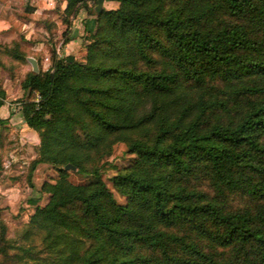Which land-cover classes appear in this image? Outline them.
<instances>
[{"label": "trees", "instance_id": "trees-1", "mask_svg": "<svg viewBox=\"0 0 264 264\" xmlns=\"http://www.w3.org/2000/svg\"><path fill=\"white\" fill-rule=\"evenodd\" d=\"M60 1L69 27L89 3ZM111 1L120 7L96 11L84 62L54 57V72L23 83L22 117L40 138L31 171L59 173L26 231L43 235L42 249L24 254L32 264H264V0ZM118 142L136 157L128 168L104 162ZM69 164L85 185L69 180ZM110 171L126 205L104 181ZM235 195L247 204L230 208ZM3 236L0 264H13Z\"/></svg>", "mask_w": 264, "mask_h": 264}, {"label": "rangeland", "instance_id": "rangeland-1", "mask_svg": "<svg viewBox=\"0 0 264 264\" xmlns=\"http://www.w3.org/2000/svg\"><path fill=\"white\" fill-rule=\"evenodd\" d=\"M42 1L25 0L20 9L13 7L11 10L3 9L0 4V241L4 238V233L10 255H19L17 260H12L13 264L33 263L24 254V248L36 251L42 249L43 235L33 233L29 236L26 231L37 208L45 207L49 203L50 195L43 191L44 184H55L59 179L57 169L50 164H39L34 172L31 171L33 163L39 158L40 138L36 131L24 128L21 123L22 103L28 99L23 83L34 72L29 59H35L39 73L44 74L43 63L47 56L51 62L54 57L65 58L63 48L66 40L74 36L76 24L84 32L80 37L82 45L79 53L70 56L84 62L90 43V33L84 31L87 25L85 22L91 17L96 19L99 2L89 0L87 7L81 9L86 19L76 18V23L75 20L72 21L69 27L68 23L63 22L66 17L62 13V1L56 0L53 7ZM119 7L120 3L105 0L102 10H115ZM16 52L25 59L18 60ZM19 114L20 117L17 116ZM127 150L126 143H115L112 153L104 162L119 169L130 167L136 157L128 154ZM66 172L75 185H85L88 181L87 177L78 172V168L76 172ZM116 175L117 171H110L104 176V181L116 201L126 205L127 198L119 195L113 187L111 180ZM197 188L211 197L215 196L207 184L197 185ZM246 204L247 201L239 195L228 200L230 208H242ZM20 258H24L23 262ZM0 260H3L2 257Z\"/></svg>", "mask_w": 264, "mask_h": 264}, {"label": "crops", "instance_id": "crops-1", "mask_svg": "<svg viewBox=\"0 0 264 264\" xmlns=\"http://www.w3.org/2000/svg\"><path fill=\"white\" fill-rule=\"evenodd\" d=\"M24 1L25 0H3L0 4H1V7H3V9L5 8V9L11 10L13 7H17V8L19 7V9H20L25 4ZM28 1L35 2L36 0H33V1L27 0V2ZM42 2H44L45 5H47V6L49 5L50 7H53L56 4V0H43ZM66 6H67V3L64 1L62 13H64ZM77 19H86V15L82 12V10L80 11L79 15L77 16ZM95 20L96 19L91 17V18H89V20H87L85 22L87 24L86 25L87 27L85 26V29H84L85 32L94 30ZM74 22L76 23V20ZM83 33L84 32L81 31V28L75 24L74 36L69 39L70 40L69 43H66L65 47L63 48V57H67L70 55L75 56L76 53H79V50L81 49L80 45H82V40L80 39V37L83 36ZM17 116L20 117L21 114H19ZM11 121L13 122L14 118H12ZM21 123L23 124L24 128L27 127L22 116H21ZM37 139H38V136H37Z\"/></svg>", "mask_w": 264, "mask_h": 264}, {"label": "water", "instance_id": "water-1", "mask_svg": "<svg viewBox=\"0 0 264 264\" xmlns=\"http://www.w3.org/2000/svg\"><path fill=\"white\" fill-rule=\"evenodd\" d=\"M105 0H99L98 2V7H97V12L100 13L102 11V6H103V3H104ZM29 62L31 63L32 67H33V71L34 73H39V67H38V64H37V61L35 59H29ZM65 170L66 171H73V172H76L77 171V168L74 167L73 165H67L65 167Z\"/></svg>", "mask_w": 264, "mask_h": 264}, {"label": "built area", "instance_id": "built-area-1", "mask_svg": "<svg viewBox=\"0 0 264 264\" xmlns=\"http://www.w3.org/2000/svg\"><path fill=\"white\" fill-rule=\"evenodd\" d=\"M43 71L45 73H48V72H54V68H53V64L51 62V59L47 56L44 60V63H43ZM40 100V96L37 95V98H36V101L39 102ZM8 167V166H6Z\"/></svg>", "mask_w": 264, "mask_h": 264}]
</instances>
